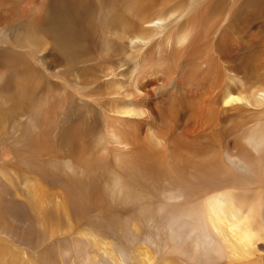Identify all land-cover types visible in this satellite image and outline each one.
I'll use <instances>...</instances> for the list:
<instances>
[{
	"label": "bare ground",
	"instance_id": "6f19581e",
	"mask_svg": "<svg viewBox=\"0 0 264 264\" xmlns=\"http://www.w3.org/2000/svg\"><path fill=\"white\" fill-rule=\"evenodd\" d=\"M105 2L110 39L87 61V38L98 29L86 13ZM167 59L181 68L174 77ZM66 69L73 131L31 140L30 125L48 116L45 86L61 106ZM186 74L190 90L180 81ZM1 110L0 186L4 179L8 191L4 206L0 194V236L21 242L26 229L25 242L39 241L37 230L46 236L52 224L40 190L24 186L21 200L11 188L16 143L31 149L20 155L30 174L46 162L61 174L54 164L66 160L64 196L74 205L90 199L98 217L111 218L114 251L100 262L88 255L89 264H131L136 251L120 244L127 234L143 244L153 235L154 253L163 246L204 263L226 249L249 256L264 233V0H0ZM15 201L30 211L33 230L27 220L14 227L6 203ZM79 247L45 262L88 264Z\"/></svg>",
	"mask_w": 264,
	"mask_h": 264
},
{
	"label": "rangeland",
	"instance_id": "374dc122",
	"mask_svg": "<svg viewBox=\"0 0 264 264\" xmlns=\"http://www.w3.org/2000/svg\"><path fill=\"white\" fill-rule=\"evenodd\" d=\"M89 6H90L89 9L93 14H91L89 12L86 13L87 21L90 20V18H92L96 22L98 31L96 34H90L87 38V40H90V41H88L89 43H87L89 45V46L87 45V51L89 53L91 52L90 54L86 55L87 61L90 60V55H92V53H93V55L96 54L95 52L97 49H94L95 47H97V48H100V47L104 48L105 47L106 48L108 41L110 39V36L107 33L108 31L106 30L107 15L109 13L108 2H105L100 6H96L95 4L92 3ZM91 6H94V8H92ZM106 12H108V13H106ZM98 21H100L102 23V25ZM85 25H86V22L81 26V33H84L86 31ZM103 27H105V30ZM103 37L105 39H103ZM164 55H166V54H164ZM78 57H79V59H82L83 57H85V51H80L79 53H77V59H78ZM80 57H82V58H80ZM162 66H163L164 70H166V72H169L170 74H172L173 77H174L175 72L181 71V68L178 65V63L176 62V60L172 61L171 59H167L163 62ZM186 77H188V74H186L180 80L184 84H185ZM64 78H65V88H64V93H63V100H62L60 107H56V105H55L56 104L55 103V96L52 95L53 93H52L51 88L50 87L47 88L45 86V90L47 93V100L42 103V109L48 116L44 121L41 122V120H38L37 122L30 125V126H32L31 136H30L31 140L35 139V137H37V134H39L40 131H43L44 135L45 136L48 135L49 138L50 137H57L58 139L59 138H66L67 136H69L70 132L72 133L73 127L75 126V123L78 120V113H77V108H76V99L74 98L75 90L72 87H70L73 85L72 84L73 75H72V72L69 71V69H66V74H65ZM174 80L179 81L177 79H174ZM68 81L70 82V84ZM66 82H67V85H66ZM189 90H190V88H189ZM49 98H51V99H49ZM6 121L7 120H6L4 110H1V112H0V123H1L0 128L6 126ZM71 126H73V127H71ZM67 130L69 131V133ZM17 136H19V134H17ZM17 136H16V138H17L16 141H18V138H19ZM68 139H69V137H68ZM72 144H74V142ZM72 144L70 145V150L71 149L74 150V148H75V144H74V146ZM16 145H18L17 146L18 156H17V161L15 164L17 178H16V181H14V186H11V188L13 189V191L16 195V198L21 199V200L27 198L26 189L24 188V186L33 185V186H31L32 190H35V191L40 190V192L43 193L44 197L42 196V193H41V196L47 202L46 203L47 206H44L45 209L47 207H50L48 209V212H46L45 215L46 216L51 215L52 224L50 225V229L47 230L48 233L46 236L43 235V233L40 229L37 230L38 235L40 236L39 241H36L33 238L32 241H30V242L28 241V243L25 242L26 240L29 239L27 233L25 232L26 229H23V233H24L23 235L19 234V236H18V238H20L21 242H18L19 240H17L16 237L14 239L11 236H6V235L0 236V264H44V263L47 264L45 262V260H48L47 257H48V255L50 256L52 254V251L53 252L54 251L58 252L59 250L60 251H68L71 247H76L77 245L80 246L79 247L80 250L87 251L86 254L84 252L82 254V257L84 258V260L86 262H88L87 261L88 255L91 256L92 258H94L96 262H100V261L104 260V258L106 257V254H112L114 250L112 249L113 246L111 245V243H113V239H112L113 235L111 234L112 231L110 228L111 218L108 215L104 216V217H98V214L94 211V207L91 204L90 199L86 200V202L83 204L74 205L75 204L74 203V197L70 196L69 194H68V196L67 195L64 196V192L59 189V185H64L67 183V181L64 180L66 178V175L68 174V170H67L66 165H65L66 160L63 161V159L60 158V160H58L54 164V166H56V168H57L55 171L58 172L60 169L61 174H59V172H58V175H54L50 171V169H51L50 166H52V164L49 162L44 163L43 169H41L40 171H37L36 168H34L35 172L31 171V174H30V173H28L26 163L20 159L21 158L20 155L24 154L25 152H26V154H28L29 152H31L30 151L31 149L29 151H26L25 148L20 146L22 144L16 143ZM66 146H68V144H66ZM226 165L228 167V164H226ZM0 170H2V169L0 168ZM3 184H4V187H3ZM5 184L6 183H4V179H2L1 180L2 186H0V194H1L3 206H4L3 202H5L6 198H7L6 192L8 191V188H6L7 184L6 185ZM3 188H5L4 193L2 192V191H4ZM2 194H3V196L5 195V197H3ZM16 203H18V204H16ZM8 204H10V205H8ZM8 204L6 203V205L9 207L10 211L15 214V217L17 216L15 218V223H14L15 226L14 227H16L18 225V223H23L24 220H27V223L30 222L32 224L31 225L28 223L29 227L33 226L32 221H29V218H28V217L31 218V215L29 213L30 211H28L25 207H21L22 205L20 202H16V201L15 202H8ZM61 204H62V206H61ZM59 206H60V208H59ZM72 206L74 208V211H72ZM25 209L28 212L27 214H26ZM57 210H58V212H57ZM28 214H29V216H28ZM72 215L74 216L76 222L74 221ZM134 217L135 218H133V219L138 218L137 215H134ZM70 218H71V220H70ZM121 218H124V216ZM16 219L18 221L20 219L21 221L18 222ZM130 219H132V218H130ZM108 222H110V223H108ZM7 223L10 224V221L8 220ZM24 223H26V221H24ZM145 223L153 224L152 221H147V220L145 221ZM105 224H106V226H105ZM152 236L150 235V237H151L150 242L151 243H153V240H154V237H152ZM131 237L132 236H130L128 234L120 237V244L124 248H126L128 250H132L131 251L132 253L136 251L135 253L132 254L133 262L131 264H140L142 261H145V260L149 261V262L147 261L146 264H148V263L149 264H155V263L156 264H165V263H167V264H264V233L259 238V240L256 242V245L253 246L251 254L249 256H241L240 257V256L235 255L234 253H231V251L229 249H226L225 253L221 257L212 259V257H214V256H212L210 261H207L204 263L198 262L195 260L190 261L189 258H187L186 256H184V255L182 256V254H180V253H174V252L168 250V248H164L163 246L160 247V249L158 250L159 252L157 251V253H154L153 251L155 249L150 247L151 243L146 241L148 238L147 233H144V239L146 241V244H143L140 240L138 241L134 237H132L133 238L132 239ZM89 239H91V240H89ZM163 239H164V237H161V240H163ZM129 240H131V241H129ZM99 244H100V246H99ZM137 244H139V245H137ZM136 247H140V249H136ZM55 248L58 250H56ZM144 249H145V251H143ZM138 250H139V252H138ZM153 255H154V257H152ZM183 257H185V258H183ZM61 258H62V255H61ZM41 259H43V260H41ZM63 259H64L63 262H65L64 264H67L69 262L67 256H63ZM154 259H155V261H152ZM78 262L79 261H77L76 263H78ZM88 264H89V262H88Z\"/></svg>",
	"mask_w": 264,
	"mask_h": 264
}]
</instances>
